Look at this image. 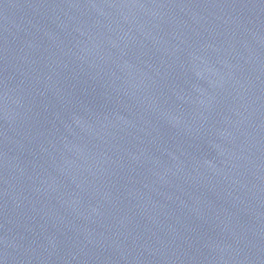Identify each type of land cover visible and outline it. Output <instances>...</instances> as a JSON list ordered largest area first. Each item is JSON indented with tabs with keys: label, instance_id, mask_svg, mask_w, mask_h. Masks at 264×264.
Instances as JSON below:
<instances>
[{
	"label": "water",
	"instance_id": "water-1",
	"mask_svg": "<svg viewBox=\"0 0 264 264\" xmlns=\"http://www.w3.org/2000/svg\"><path fill=\"white\" fill-rule=\"evenodd\" d=\"M0 264H264V0H0Z\"/></svg>",
	"mask_w": 264,
	"mask_h": 264
}]
</instances>
